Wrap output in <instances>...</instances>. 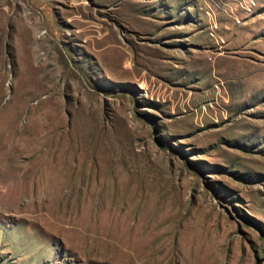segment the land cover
Here are the masks:
<instances>
[{
    "label": "rangeland",
    "instance_id": "374dc122",
    "mask_svg": "<svg viewBox=\"0 0 264 264\" xmlns=\"http://www.w3.org/2000/svg\"><path fill=\"white\" fill-rule=\"evenodd\" d=\"M0 264H264V0H0Z\"/></svg>",
    "mask_w": 264,
    "mask_h": 264
}]
</instances>
